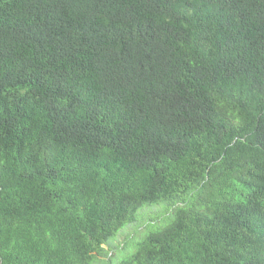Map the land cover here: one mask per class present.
<instances>
[{
    "label": "trees",
    "instance_id": "1",
    "mask_svg": "<svg viewBox=\"0 0 264 264\" xmlns=\"http://www.w3.org/2000/svg\"><path fill=\"white\" fill-rule=\"evenodd\" d=\"M158 202L117 264H264V0H0V264H111Z\"/></svg>",
    "mask_w": 264,
    "mask_h": 264
},
{
    "label": "rangeland",
    "instance_id": "2",
    "mask_svg": "<svg viewBox=\"0 0 264 264\" xmlns=\"http://www.w3.org/2000/svg\"><path fill=\"white\" fill-rule=\"evenodd\" d=\"M171 219L170 209L165 202L143 206L136 214V223L132 226L126 225L110 240L113 245L123 244L129 235H134L133 240L125 251L116 250L113 252V255L112 252L109 253L112 255L111 264L119 263L126 254L133 252L136 243L145 235L167 226ZM104 248L107 247L105 246Z\"/></svg>",
    "mask_w": 264,
    "mask_h": 264
}]
</instances>
